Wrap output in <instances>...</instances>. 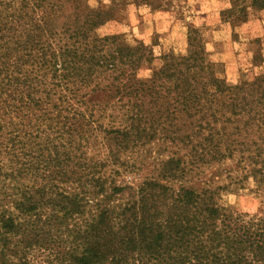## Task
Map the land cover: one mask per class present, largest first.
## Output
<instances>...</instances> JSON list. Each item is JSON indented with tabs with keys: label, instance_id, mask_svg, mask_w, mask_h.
I'll return each mask as SVG.
<instances>
[{
	"label": "trees",
	"instance_id": "1",
	"mask_svg": "<svg viewBox=\"0 0 264 264\" xmlns=\"http://www.w3.org/2000/svg\"><path fill=\"white\" fill-rule=\"evenodd\" d=\"M230 2L232 25L245 22L249 6L264 8V0ZM108 18L88 0H0V131L15 141L5 147V177L29 184L11 194L0 187V264H264V211L220 204V186L170 182L182 181L208 151L161 160L135 187L115 178L131 173L123 162L120 168L119 152L154 137L193 148L201 144L193 143L195 130L209 132L207 144L215 135L227 144L225 130L264 131L263 82L219 78L197 40L185 55L155 56L141 41L97 34ZM96 93L102 96L92 102ZM114 103L126 118L99 124L108 150L91 165L72 138L68 146L34 144L26 162L13 154L27 145L19 130L31 135L49 124L56 138H79L97 130L95 111L102 117ZM104 162L109 175L95 177ZM45 249L53 259L38 260Z\"/></svg>",
	"mask_w": 264,
	"mask_h": 264
},
{
	"label": "rangeland",
	"instance_id": "2",
	"mask_svg": "<svg viewBox=\"0 0 264 264\" xmlns=\"http://www.w3.org/2000/svg\"><path fill=\"white\" fill-rule=\"evenodd\" d=\"M245 3L249 4L250 0H245ZM88 4L92 7L100 6L109 12L108 20L96 29L97 34H118L121 41L128 44L141 41L153 49L155 56L168 52L185 55L193 49L189 42L195 44L192 40H197L200 42L202 55L212 63L219 78L235 84L243 80L250 82L256 76L264 86V8L254 9L249 6L245 22L232 25L228 17L232 6L230 0H156L152 5L138 0H88ZM154 64L159 65L160 59L156 58ZM147 73V70H143L140 74ZM98 96L102 94H94L92 102ZM125 113L126 109L118 103L108 106L101 118L98 116L99 111H95L92 119L95 120L93 126L97 130L89 129L87 134L79 138H76L75 132L67 134L63 139L56 138L55 131L48 128L49 124L36 131L30 129L31 135L26 129L19 130L17 134L20 135V142H26L27 145L16 148L13 154L19 161L26 162L31 159V154L26 153L29 149L34 150V144L68 146L69 142L66 140L72 138L79 147L76 154L81 152L86 158V165H91V161L101 159L108 150H105L107 140L103 138L99 124L103 128L118 126L126 118ZM23 118L29 120L27 116ZM17 128L21 129V126L17 125ZM218 132L223 134L222 130ZM225 132L230 133L227 144L223 140L216 142L217 135L207 144L203 139L209 132L202 129L194 131L193 143L201 142L198 147L190 148V145L185 146L181 142L171 144L172 141L168 139L154 137L138 148L122 150L118 154L121 162L119 166L123 167V162L130 167L131 173L127 175L129 178L125 175L115 176L116 182L119 184L129 181L135 187L143 176L155 172L161 160L184 154L187 160L191 156L189 152L206 150L208 155L203 159L204 162L189 166L188 174L184 175L182 181L176 176L170 182L174 185L183 183L212 189L220 186L217 189L220 204L249 213L264 211V180L259 182L264 176V141L260 140V136L264 139V131L256 132L249 127L244 130V134L234 129ZM48 141L51 143L48 144ZM12 142L15 141H11L4 131H0V180H3L0 187L3 186L7 194L17 191L15 187L22 184L29 185L28 177L16 178L17 183L5 177L11 164L5 147ZM103 164L104 166L97 167L100 173L95 177H103L105 173L106 176L109 175L110 166L105 162ZM113 167L118 168L117 165ZM7 196L3 199L9 198ZM37 254H40L38 260H43L46 255L53 259L52 254L55 253L45 249Z\"/></svg>",
	"mask_w": 264,
	"mask_h": 264
}]
</instances>
